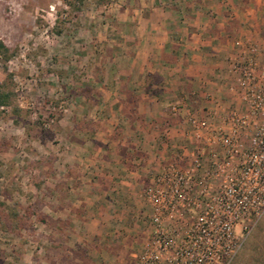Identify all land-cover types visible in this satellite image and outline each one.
Listing matches in <instances>:
<instances>
[{"label": "rangeland", "instance_id": "374dc122", "mask_svg": "<svg viewBox=\"0 0 264 264\" xmlns=\"http://www.w3.org/2000/svg\"><path fill=\"white\" fill-rule=\"evenodd\" d=\"M84 2L82 11L69 13L63 0H0V41L10 49L7 57L0 52V91L11 95L10 103L0 106V210L24 216V209L32 206L48 220L43 224L35 217L25 219L21 230L6 229L9 219L0 220V264H136L135 258H119L122 248L116 242L129 235L128 244L138 251L149 233L151 210L143 197L132 194L125 200L122 190L114 194L121 185L109 182L111 170L97 152L101 139L85 134L80 126L97 130L106 123L109 128L119 126L108 116L121 113L122 84L128 80L133 93L147 95L145 86L153 83L162 99L172 94L165 102L184 110L171 124L176 127L174 135L164 132L160 137L166 147L151 151L145 165H133L140 171L137 183L143 192L183 152L186 142L177 128L184 112L200 113L207 105L205 101L202 108V100L212 90L191 87L189 80L218 84L223 101L230 104L226 90L232 78L227 76L229 59L226 72L222 67L225 52L237 56L252 43L260 47L264 64L263 5L253 13L236 7L244 14L237 19L228 4L221 5V12L210 8L213 0H204L205 8L203 0ZM217 15L230 18L229 49H213L214 45L201 49L197 44L189 59L178 56L174 70L165 63L176 60L167 48H183L177 34L197 29L190 19L208 21ZM251 17L252 24L242 22L246 18L252 22ZM247 32H256V41L238 39ZM185 59L206 65L202 75L182 72ZM137 78L142 79L134 88ZM186 82L191 85L182 88ZM189 94L186 103L182 98ZM154 110L161 111L158 103ZM135 154L144 159L142 153ZM93 177L99 179L94 186L86 180ZM131 183V188L138 186L134 179ZM109 188L114 199L105 197ZM101 194L103 201L97 204L95 197ZM113 219L118 223H111ZM111 224L114 229L108 228ZM253 224H248L250 233L228 264H264V214Z\"/></svg>", "mask_w": 264, "mask_h": 264}, {"label": "built area", "instance_id": "2783aa9c", "mask_svg": "<svg viewBox=\"0 0 264 264\" xmlns=\"http://www.w3.org/2000/svg\"><path fill=\"white\" fill-rule=\"evenodd\" d=\"M259 53L251 43L228 58L230 104L217 87L200 113L184 112L181 163L168 164L142 192L151 211L136 264H228L250 233L248 224L264 214ZM182 110L172 106L174 115Z\"/></svg>", "mask_w": 264, "mask_h": 264}, {"label": "crops", "instance_id": "0c3cea01", "mask_svg": "<svg viewBox=\"0 0 264 264\" xmlns=\"http://www.w3.org/2000/svg\"><path fill=\"white\" fill-rule=\"evenodd\" d=\"M226 2L218 3L217 0H213V2H210V4L211 3L212 4L209 6H211L210 8L216 9L217 12H221L223 8L221 7V5L228 4L229 7L232 10H234L235 17H237V19L243 17L244 14L239 13V11L235 9L236 7L247 8L246 10H248L247 11L248 13H253L254 9H258V7H260L261 5H263L262 7H264V0H226ZM201 4H203L202 8H205V6L207 7V4L206 2H204V0ZM229 19L230 18L225 19L221 15H217L215 18H212V20L209 19L208 21L206 18H201V17H194L190 19V25L197 27V29L195 28L192 30L191 28V30H187V31L184 30L182 34H177L178 35L177 37H182L181 40L183 41V43L181 45L183 48H179L180 51L177 54L173 55L174 58L176 59L174 60V62L168 61L169 62L168 63L165 61V63H168V65L171 68L173 67V70H174L177 66H179V63H177L178 56H181V55L185 57L187 56V59H189V57L192 54H194V52L196 51L195 48H197V44L199 45V48L202 47L201 49H203V47H206L208 45L210 46L214 45L213 49H218V47L221 46L223 51H226V49H229L228 45H226V43L229 41L228 37L230 36V34L232 35V33L226 30V27H228V25L230 24ZM251 19H253L252 22L251 20H248V18L242 19V22L247 21V23L252 24L254 21V18L251 17ZM208 24L209 26H207ZM233 31H234V35L238 36L237 30H233ZM170 35L172 39L175 38L172 34ZM241 35L239 34L238 39H240L241 37H244L246 40L250 39V40L256 41L255 39L256 32H253V34H250L247 32ZM261 37L264 39V36L261 35ZM167 51L168 52L166 53H168L169 55L173 54L172 53L173 50H168L167 48ZM234 56L235 55H233L232 51L225 52L223 56L224 66H222L224 69V72H226L225 68L227 67L225 63V59L226 58L231 59ZM205 67L206 65H200V63L190 62V60L185 59L184 63L182 64V72L188 75H193L194 73L197 72L200 75H202L201 72L204 71ZM227 76L230 77L229 74H227ZM139 79H142V78H137L135 79V82L133 81L134 88L135 86L137 87V83H138L137 80ZM194 81L189 80V83L194 84V86L192 85L191 87H206L207 86V89L204 88L205 91H207L208 89L212 90V91H209L207 94L216 95L217 87H220L218 86V84H214L210 86V84H208L205 80H202V78H198ZM130 83L131 82H129L128 80L127 82L125 83L123 82L122 84L120 103L123 105H122V108L121 107L119 108V110L120 109L122 110L121 113L119 112L117 117L114 116V113H111L108 116L109 122L111 121L113 123V122L118 121L121 124L119 126L117 124L116 126L109 128V124L106 123L107 125H103L102 129L98 130L95 133V138H94V139L98 138L99 140L101 139L102 143H99V142L97 143L98 145L97 152H98V155H100V157L103 158L105 167L110 168L111 170L109 182L110 183L112 182L115 184L117 182H120V185H121L120 190H118L117 193L112 192L114 190L109 188V190L105 194V197L106 198L109 197V199H114L112 198V196H110L111 193L112 194L114 193L116 194V196H118L121 190H122L121 191L122 196L126 198H122L121 196H119V198H122L125 200L130 199L132 194L134 195L135 198L137 197V195L142 197V191L140 190L141 188L139 187V185L141 186V184L137 183L138 182L137 177L140 178V175H139L140 171L135 170L134 169L135 166L133 165H136V164L143 165V163L145 165V162H146L144 161L146 160L145 157L149 156L151 151H154L155 149L163 150V148L166 147L167 143H164L161 141L160 135L164 134V132L174 135V129H176V127H173L172 125H166L161 122L162 120L166 119L165 118L166 113L164 112V110H162L164 105H166L167 103L165 101H170V98L173 97L172 94H170L169 97L167 96V98H163L165 100L161 101L159 100L158 97H156L153 94V91H154L153 83L151 84L147 83V85L145 86L147 95L137 94V92L141 93L140 90L135 91L133 93V91L129 90L132 87L130 86ZM190 85L191 84H188V82H186L183 84L182 88L184 86L189 87ZM131 94H134V95L131 96ZM185 98H187V100ZM182 100L183 101L186 100L187 101L186 103H189L191 100L190 94L183 96ZM205 101L206 100L203 98L202 108L204 107ZM155 103L156 104L158 103L160 105L161 111L159 112L158 110L153 111V107ZM184 126L185 125H184V120H183L182 123L179 124L177 128L178 130L179 129L182 130L183 134H184V130H183ZM103 135L104 136L108 135L110 139L105 140L103 138ZM126 136H128V138H126ZM135 153H142L140 154V156L142 155L144 159L142 160L141 157L138 158V154H135ZM140 169L142 170L143 166H141ZM141 174L144 178V172ZM132 179H134L135 184L138 185L137 187L134 186L131 188ZM86 180L88 182H91L93 186L96 185V182L99 181V179L95 177L91 179H86ZM95 198L97 199V201H99L97 204H100V201H103L102 194L101 196L97 195ZM99 211H102V210L98 209V212ZM113 220L111 223L113 222H116V224L118 223L117 220H114V221ZM114 226L115 224H111L109 225L108 228L114 229ZM120 237L121 238H118L119 241L116 242V244L120 245L122 248L120 250L121 255L119 256V258H135V255H137L141 251L143 245L138 251H136L134 248H132L128 244V242L130 241L129 235L120 236ZM108 246L110 245L108 244Z\"/></svg>", "mask_w": 264, "mask_h": 264}, {"label": "trees", "instance_id": "16d2710c", "mask_svg": "<svg viewBox=\"0 0 264 264\" xmlns=\"http://www.w3.org/2000/svg\"><path fill=\"white\" fill-rule=\"evenodd\" d=\"M63 2H64V5L68 7L69 13H78L82 11L84 3H85L84 0H63ZM58 21L60 23V20ZM179 51L180 49L175 47L172 52L173 53L172 55L177 54ZM0 52L3 53L6 57L8 53L10 52V49L1 41H0ZM166 61L168 62L170 60L168 59ZM153 94L156 97H158L159 100L163 101L161 92L154 90ZM10 100H11V95L9 93L0 91V106L9 104ZM167 104L168 106L164 111L167 116L165 117L166 119L162 120L161 122L166 125H171L173 123V120L176 121V119H178V117L180 116V113L176 114L175 116H172L170 111L172 112L173 105L171 106L170 103H167ZM80 127H81L80 129H83L85 131V134L87 135H90L91 133L95 134L98 131L95 128L89 129V127L85 125L80 126ZM181 154L178 155V160L176 162L181 163V160H180ZM33 217H35L40 223L48 224L47 216L37 212L32 206H27L24 209V216L20 215L18 212L13 211V210H8V214H5L4 210H0V220H6L7 218L9 219V222L6 221V224H5L6 225L5 228L9 230L10 229L21 230L26 224L24 220L25 219L29 220V219H32Z\"/></svg>", "mask_w": 264, "mask_h": 264}]
</instances>
